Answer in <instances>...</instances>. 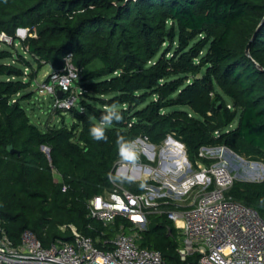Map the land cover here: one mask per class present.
Instances as JSON below:
<instances>
[{
    "label": "trees",
    "instance_id": "trees-1",
    "mask_svg": "<svg viewBox=\"0 0 264 264\" xmlns=\"http://www.w3.org/2000/svg\"><path fill=\"white\" fill-rule=\"evenodd\" d=\"M263 18L264 0H0V34L12 39L0 41V230L17 243L29 229L49 246L72 241V225L101 249L135 232L164 264H194L196 254L180 258L165 214L147 215L144 229L121 215L104 226L87 202L112 189L121 135L153 145L170 136L192 164L209 162L198 157L202 146L264 164ZM15 42L31 60L17 52L16 64L7 61ZM67 54L79 70L99 65L74 82L77 104L63 110L70 119L41 131L22 101L36 72L62 68ZM113 104L124 119L107 126V141L92 140L90 124ZM122 183L139 193L147 182ZM227 193L264 221V178L235 181Z\"/></svg>",
    "mask_w": 264,
    "mask_h": 264
},
{
    "label": "built area",
    "instance_id": "built-area-1",
    "mask_svg": "<svg viewBox=\"0 0 264 264\" xmlns=\"http://www.w3.org/2000/svg\"><path fill=\"white\" fill-rule=\"evenodd\" d=\"M0 41L11 43L12 39L1 33ZM78 78L79 69L67 54L63 67L51 70L39 83V90L53 96L54 109L67 110L70 107L66 105H74L72 88ZM57 89L63 92L62 97L56 96ZM135 141L139 142L145 156L153 155L151 151L155 145L145 137ZM226 151L224 146L199 148L198 157L201 159L211 158L215 152L219 155L209 165L199 166L200 171L194 174L198 191L188 203L180 204L155 195L152 184L148 190L144 185V191L135 193L112 181L110 191L88 200L89 216L107 226L121 215L131 221L132 228H140L146 224L148 214H165L177 229L180 240L177 251L182 260L196 254L194 264H264V221L256 210L235 201L227 193L232 176L226 159L222 158ZM182 152L183 162L189 166L185 150ZM120 163L121 168L131 172L140 169V165L129 168L128 163L119 160L117 164ZM70 229L72 241L49 246H43L29 229L22 231L17 243L0 230V264H164L157 250L138 245L135 232L118 233L104 242L107 248L101 249L91 237L74 226L70 225Z\"/></svg>",
    "mask_w": 264,
    "mask_h": 264
},
{
    "label": "rangeland",
    "instance_id": "rangeland-1",
    "mask_svg": "<svg viewBox=\"0 0 264 264\" xmlns=\"http://www.w3.org/2000/svg\"><path fill=\"white\" fill-rule=\"evenodd\" d=\"M26 32V29L25 31L17 29L16 36L22 39L27 35ZM13 44L14 49H11L13 57L7 59L8 62L15 63V54H17V52H21V54H23L25 58L31 60L28 55L22 51L18 42H15ZM98 65L99 64L97 62H94L85 69L79 70V75L84 73L87 69L97 67ZM35 68L36 65L34 63L33 70L28 69L27 67H22L24 73L26 74V77H24V79H27L30 73H35ZM49 70L51 71V69H49V67H46L45 65L39 71L36 72V74L32 77L30 86V90H32L33 93L28 100L22 101V105L24 106L26 113L29 116L30 122L36 125L41 131H44L48 125L59 126L62 122V118L67 119L70 117H68V113L66 111H55L53 107V96L39 90V83L46 79V77L50 73ZM75 92L79 93L81 92V90L76 91L75 89ZM74 97V104L76 105V96ZM226 101L229 106L230 101H228V99ZM59 112L61 113L59 114ZM50 117L53 119V121L49 120ZM235 124L236 121H234L232 125L234 126ZM168 142L169 139L165 138L161 144L155 145L151 151L153 155L151 157H147L141 152L140 144L138 141H136L137 149L139 152V159L136 162V165H140V169L132 171V173L138 172V174L135 173L137 180L134 182H147L145 184L148 186L147 190L152 184V186L155 187L154 191H152L155 195L158 194L163 199L168 198L174 202L185 204L191 201L192 198L196 195V192L198 191V184L194 183L196 180L194 174L200 171L199 166H207L217 160L219 152H215L213 155H211V158H206L207 160H209L208 163L203 162L201 160L200 162L196 160L193 164L189 162L190 164L188 166L186 163L179 161V156L177 154V152H182V150L185 149L184 146L182 144H180V146L175 143H173V145H169ZM222 158H225L227 161L228 171L232 176L231 185L235 181L259 182L264 178V164L260 161L246 158L242 159L234 154L228 153L227 151L226 153L224 152L222 154ZM120 161L122 162L121 159ZM251 162H254L255 167L254 164H252ZM128 165H130L129 168L133 166L129 163ZM120 166L121 163L117 164L115 173L118 170L123 169ZM144 168L149 169V171L147 172ZM150 181H152V183H149ZM119 184H121L123 187H126L125 184L122 182H119ZM212 185L213 182H211L210 186ZM182 190H185V192L179 193ZM179 196L180 199H178ZM146 220V224L140 226V228L138 229L146 228L149 220L148 216L146 217Z\"/></svg>",
    "mask_w": 264,
    "mask_h": 264
},
{
    "label": "clouds",
    "instance_id": "clouds-1",
    "mask_svg": "<svg viewBox=\"0 0 264 264\" xmlns=\"http://www.w3.org/2000/svg\"><path fill=\"white\" fill-rule=\"evenodd\" d=\"M66 107H71V105H66ZM123 119V113L115 104H113L101 113L99 123L90 124L88 129L89 137L97 142L107 141V126L113 124V122H121ZM115 143L119 158L122 161L135 165L139 159V152L135 139H129L121 135L117 137ZM109 179L117 182H134L137 180V177L130 170L120 169L115 173V175H110ZM139 186L144 187V184L141 183Z\"/></svg>",
    "mask_w": 264,
    "mask_h": 264
},
{
    "label": "water",
    "instance_id": "water-1",
    "mask_svg": "<svg viewBox=\"0 0 264 264\" xmlns=\"http://www.w3.org/2000/svg\"><path fill=\"white\" fill-rule=\"evenodd\" d=\"M263 22H264V18L262 19L261 23L259 24L257 30L260 28V26H261V24H262ZM18 29H19V30H22V31H25V29H23V28H18ZM248 48H249V45H248V47H247V51H248ZM62 95H63V92H62L60 89H57V90H56V96H57V97H62ZM69 119H70V117L67 118V121H68ZM167 138H168L169 140L174 141L173 138L170 137V136H168ZM175 142H176V143H179V142H177V141H175ZM179 144H181V143H179ZM226 150H227L228 153H231V154H234V155L238 156L237 154H235V153L232 152L231 150H229V149H227V148H226ZM8 151H9L10 153H17L16 150L13 149L11 145L8 146ZM45 151L48 152V149H46ZM238 157H240V156H238ZM240 158H242V157H240ZM242 159H243V158H242ZM148 170H149V169H147V171H148Z\"/></svg>",
    "mask_w": 264,
    "mask_h": 264
},
{
    "label": "bare ground",
    "instance_id": "bare-ground-1",
    "mask_svg": "<svg viewBox=\"0 0 264 264\" xmlns=\"http://www.w3.org/2000/svg\"><path fill=\"white\" fill-rule=\"evenodd\" d=\"M173 143H175V144H177V145H180L179 143H176L175 141H172V140H169V142H168V144L169 145H173ZM181 146V145H180ZM176 147V146H175ZM176 150V149H175ZM177 154H178V156H179V161L180 162H183V153L182 152H177ZM180 156H182V157H180ZM146 171H147V169H146ZM149 171V170H148ZM147 171V172H148ZM133 174H135V173H133Z\"/></svg>",
    "mask_w": 264,
    "mask_h": 264
},
{
    "label": "crops",
    "instance_id": "crops-1",
    "mask_svg": "<svg viewBox=\"0 0 264 264\" xmlns=\"http://www.w3.org/2000/svg\"><path fill=\"white\" fill-rule=\"evenodd\" d=\"M46 67H49V66L46 65ZM49 69H51V68L49 67ZM49 71H50V70H49ZM49 120H50V121H53V119H52L51 117L49 118ZM53 126H55V125H53ZM55 127H57V126H55Z\"/></svg>",
    "mask_w": 264,
    "mask_h": 264
}]
</instances>
